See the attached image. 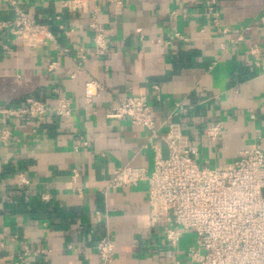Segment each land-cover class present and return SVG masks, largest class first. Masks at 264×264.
Masks as SVG:
<instances>
[{"label":"crops","instance_id":"crops-1","mask_svg":"<svg viewBox=\"0 0 264 264\" xmlns=\"http://www.w3.org/2000/svg\"><path fill=\"white\" fill-rule=\"evenodd\" d=\"M206 1L122 0L117 10L107 0H81L82 9L70 11L63 0H0V26L12 20L16 3L55 40L28 48L0 28V109L26 99L52 105L54 90L72 108L66 119L7 122L13 135L0 146V264H99L94 246L106 235L115 246L111 264H190L192 234L173 250L161 224L146 227L145 182L101 193L118 166L150 173L155 158L142 128L105 114L117 99L143 93L158 134L178 126L199 164L228 165L254 143L264 152V28L257 24L264 0H216L221 23L233 31L222 38ZM93 12L108 44L99 59L92 57ZM238 34L243 41L230 44ZM217 122L222 135L212 143L204 128ZM153 143L166 158V146ZM20 176L27 181L21 188ZM25 248L44 253L17 260Z\"/></svg>","mask_w":264,"mask_h":264},{"label":"built area","instance_id":"built-area-1","mask_svg":"<svg viewBox=\"0 0 264 264\" xmlns=\"http://www.w3.org/2000/svg\"><path fill=\"white\" fill-rule=\"evenodd\" d=\"M107 2L117 10L123 5L122 0ZM61 3L70 11L82 9L81 0H63ZM10 6L13 18L2 23L0 28L7 29L15 40L28 48L55 44L47 26L36 22L18 4L10 3ZM204 6L214 33L222 38L233 32L221 23L216 0H207ZM95 16L96 12H93L89 27L93 32L92 57L99 59L108 54V44L103 27ZM55 19L59 21V18ZM257 24L264 28V12ZM58 29L64 31V26L58 24ZM247 29L248 26L235 31L239 33ZM174 37L183 39L178 34ZM242 41L243 35L238 34L229 43L234 45ZM4 50L8 52L7 47ZM87 59L85 55L80 58L81 62ZM81 62L77 64L79 70ZM55 67V63L50 64L48 71ZM90 85L97 87L94 82ZM153 89L157 91V87ZM54 94L52 105L26 99L20 106L1 108L0 146L6 147L12 138V130L7 125L9 121L26 119L33 122L45 116L69 118L72 113L69 100L60 91L54 90ZM90 96L87 92L86 97ZM88 115L95 116L96 109L89 107ZM105 118L126 120L132 126L142 128L147 133L145 147L154 150L155 158L150 173L129 165L115 168L101 190L102 194L145 182L149 206L144 221L146 227L161 224L165 242L173 250L185 233L192 234L194 241L186 249L190 264H264V152L260 143L248 145L228 165L209 167L207 161L199 164L194 159L197 150L189 145L178 126L171 125L165 134H158L146 94L117 99L116 104L107 109ZM222 129L221 122L211 124L204 128V136L214 143L221 137ZM154 140L166 146V158L160 156ZM76 172L72 171L74 176ZM20 177L17 181L19 188L27 185V181ZM94 251L99 264H111L115 258V246L108 235L96 242ZM43 253L44 250L30 252L25 248L17 260Z\"/></svg>","mask_w":264,"mask_h":264},{"label":"trees","instance_id":"trees-1","mask_svg":"<svg viewBox=\"0 0 264 264\" xmlns=\"http://www.w3.org/2000/svg\"><path fill=\"white\" fill-rule=\"evenodd\" d=\"M263 197H264V191H263Z\"/></svg>","mask_w":264,"mask_h":264}]
</instances>
